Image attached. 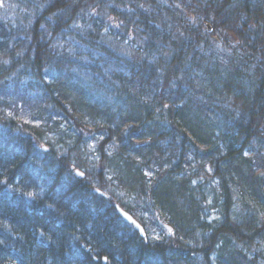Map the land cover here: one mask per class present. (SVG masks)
<instances>
[{
	"label": "trees",
	"instance_id": "1",
	"mask_svg": "<svg viewBox=\"0 0 264 264\" xmlns=\"http://www.w3.org/2000/svg\"><path fill=\"white\" fill-rule=\"evenodd\" d=\"M231 33L221 71L205 53ZM258 143L264 0H0V264H264Z\"/></svg>",
	"mask_w": 264,
	"mask_h": 264
},
{
	"label": "rangeland",
	"instance_id": "2",
	"mask_svg": "<svg viewBox=\"0 0 264 264\" xmlns=\"http://www.w3.org/2000/svg\"><path fill=\"white\" fill-rule=\"evenodd\" d=\"M118 30V29H117ZM122 31V29H120ZM211 30V28H210ZM121 34H123V32H121ZM230 38L229 40H225V39H218L217 43H213L210 46V49L207 50V52L205 53L206 59H208L209 64H212L214 66L218 67V70L223 71L224 69H228L230 70L231 68V62H232V52L236 49V45L233 41L232 38L236 37L235 34L231 33L229 34ZM134 35H132L133 37ZM121 46V48L123 50H129L130 54H132V50L133 48H136V44L132 42V40H127V42L125 44H119ZM114 47V45H112ZM128 46V47H127ZM85 75V76H84ZM201 75V76H200ZM200 75H198L197 79H196V83L198 84V86L200 87L198 89V91L206 86V84L208 83V78L205 76L204 73H200ZM85 79H87L86 74L84 73L82 75ZM18 109L21 111H26L29 110L30 113V119L31 121L35 122L36 124H38L39 128H43V126L41 125V120H42V116H37L36 114L33 113L34 111V103H30V105L25 104L23 101H19L18 103ZM24 114H22L23 116ZM24 119H27L26 117ZM64 127V125L62 126ZM97 133H93L90 138H88L89 140L87 141V146H88V150L89 153H94L95 149L97 148ZM51 138H53V135H51ZM41 148H45L47 151V146L44 144H41L40 146ZM45 151V152H46ZM113 152V151H111ZM245 157L248 158L252 164H255L256 167L257 166H261V164H264V145L262 143H258L256 146H249L248 150L245 152ZM213 174L210 173V171L207 172L206 176L203 178L202 180V185L205 188V192H206V201H207V205L208 207L212 208V215L216 216V213L219 210V205L220 202H222L223 198H222V193L220 190V186H219V180L218 178H215L212 176ZM234 178H236L238 180V176L237 174H234L233 176ZM233 190L230 191L231 195V215L234 218H237L238 216L242 215L243 212V207H244V203L247 201V199H245V202L242 200L243 197L240 198V196L238 195L237 190H235L234 188H232ZM171 231V230H170Z\"/></svg>",
	"mask_w": 264,
	"mask_h": 264
},
{
	"label": "water",
	"instance_id": "3",
	"mask_svg": "<svg viewBox=\"0 0 264 264\" xmlns=\"http://www.w3.org/2000/svg\"><path fill=\"white\" fill-rule=\"evenodd\" d=\"M44 151L46 149L44 148ZM78 177H82V173L77 172ZM97 194L101 195L104 198H107V196L102 193L101 191L97 190ZM115 209L120 216V218L128 225H131L134 227V229L141 235L145 236V230L143 226L127 211H125L123 208H121L118 204L115 205ZM104 263H106V259H104Z\"/></svg>",
	"mask_w": 264,
	"mask_h": 264
}]
</instances>
